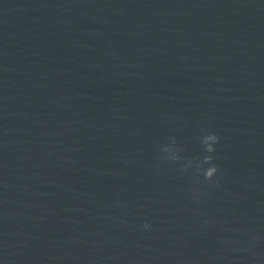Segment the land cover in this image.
<instances>
[{"label": "water", "instance_id": "1", "mask_svg": "<svg viewBox=\"0 0 264 264\" xmlns=\"http://www.w3.org/2000/svg\"><path fill=\"white\" fill-rule=\"evenodd\" d=\"M0 264H264V0H0Z\"/></svg>", "mask_w": 264, "mask_h": 264}, {"label": "clouds", "instance_id": "2", "mask_svg": "<svg viewBox=\"0 0 264 264\" xmlns=\"http://www.w3.org/2000/svg\"><path fill=\"white\" fill-rule=\"evenodd\" d=\"M220 142V137L215 132H210L201 138V143L204 148V152L208 155L203 156V158H193L188 160L187 164L182 165L183 170H187L190 166H195V176L199 182V178L203 177V183L208 185L219 187L220 186V169L213 161L215 159L214 153L216 151V145ZM164 152L168 153L167 159L171 161L180 160L181 157L176 154V145L173 142L172 145H165L162 149ZM207 165V167H205ZM121 207H127V205L121 204ZM127 223V221H123ZM141 228L145 232L153 231V223L150 219H146L141 225ZM256 238L254 237L248 248L236 249L237 251H251L255 247Z\"/></svg>", "mask_w": 264, "mask_h": 264}]
</instances>
